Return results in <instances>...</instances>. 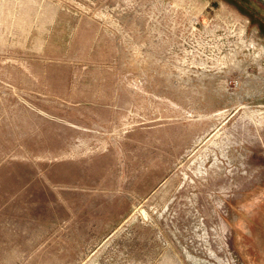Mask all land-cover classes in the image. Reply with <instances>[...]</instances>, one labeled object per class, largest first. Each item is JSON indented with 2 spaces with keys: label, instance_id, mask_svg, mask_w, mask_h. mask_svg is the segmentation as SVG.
I'll use <instances>...</instances> for the list:
<instances>
[{
  "label": "rangeland",
  "instance_id": "obj_1",
  "mask_svg": "<svg viewBox=\"0 0 264 264\" xmlns=\"http://www.w3.org/2000/svg\"><path fill=\"white\" fill-rule=\"evenodd\" d=\"M0 264H264V0H0Z\"/></svg>",
  "mask_w": 264,
  "mask_h": 264
}]
</instances>
